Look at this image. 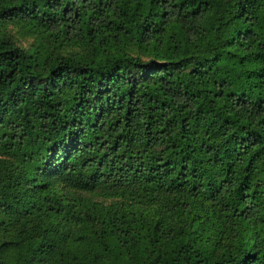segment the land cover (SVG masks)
I'll return each instance as SVG.
<instances>
[{
  "label": "trees",
  "instance_id": "obj_1",
  "mask_svg": "<svg viewBox=\"0 0 264 264\" xmlns=\"http://www.w3.org/2000/svg\"><path fill=\"white\" fill-rule=\"evenodd\" d=\"M0 264H264V0H0Z\"/></svg>",
  "mask_w": 264,
  "mask_h": 264
},
{
  "label": "rangeland",
  "instance_id": "obj_2",
  "mask_svg": "<svg viewBox=\"0 0 264 264\" xmlns=\"http://www.w3.org/2000/svg\"><path fill=\"white\" fill-rule=\"evenodd\" d=\"M5 32L11 35L24 48H30L38 44L35 34L24 31L19 27L9 25L5 28Z\"/></svg>",
  "mask_w": 264,
  "mask_h": 264
}]
</instances>
